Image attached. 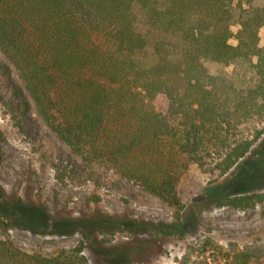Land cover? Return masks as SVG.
<instances>
[{
  "label": "trees",
  "instance_id": "1",
  "mask_svg": "<svg viewBox=\"0 0 264 264\" xmlns=\"http://www.w3.org/2000/svg\"><path fill=\"white\" fill-rule=\"evenodd\" d=\"M263 24L264 0H0V50L23 82V88L13 82V91L26 104L29 96L76 153L180 208L176 182L188 161L224 174L264 132L228 136L241 116L264 110ZM252 59L260 77L244 94L221 69ZM0 68L8 65L0 61ZM261 162L244 175L255 182L252 189L264 185ZM249 191L210 193L208 202L264 203V192ZM3 217L0 228L8 226ZM112 218L99 213L85 221L128 222ZM208 245L198 244L197 256ZM10 250L0 239V264H87L72 255L21 260ZM252 257L246 250L224 253L223 260L249 264Z\"/></svg>",
  "mask_w": 264,
  "mask_h": 264
},
{
  "label": "rangeland",
  "instance_id": "2",
  "mask_svg": "<svg viewBox=\"0 0 264 264\" xmlns=\"http://www.w3.org/2000/svg\"><path fill=\"white\" fill-rule=\"evenodd\" d=\"M237 28L231 24L233 34ZM258 36L263 46L264 24ZM230 42H236L234 35ZM0 61L8 65L6 71L0 68V213L8 223L0 228V239L10 254L21 260L72 255L87 264H226L224 253L248 250L253 256L249 264H264V203L234 207L208 202L214 192H264V185L252 189L255 182L244 180L264 162V132L224 174L188 161L176 182L182 204L176 208L112 166L76 153L44 122L25 90L27 104L13 91V82L21 87L23 82L1 50ZM254 62L235 61L221 72L245 94L260 77ZM251 111L229 129L230 140L264 129V110ZM214 158H206L210 167ZM99 213L128 222L85 221ZM201 242H208V249L197 256Z\"/></svg>",
  "mask_w": 264,
  "mask_h": 264
}]
</instances>
